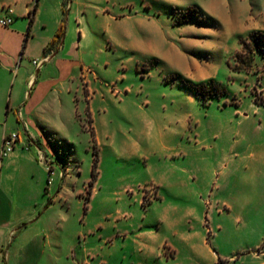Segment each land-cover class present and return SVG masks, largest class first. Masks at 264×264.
I'll list each match as a JSON object with an SVG mask.
<instances>
[{
  "label": "rangeland",
  "instance_id": "rangeland-1",
  "mask_svg": "<svg viewBox=\"0 0 264 264\" xmlns=\"http://www.w3.org/2000/svg\"><path fill=\"white\" fill-rule=\"evenodd\" d=\"M194 5L203 23L177 24ZM8 8L0 264L7 249L9 264H264V57L237 71L234 56L264 31V0H0V19ZM173 76L228 94L202 104Z\"/></svg>",
  "mask_w": 264,
  "mask_h": 264
},
{
  "label": "trees",
  "instance_id": "trees-1",
  "mask_svg": "<svg viewBox=\"0 0 264 264\" xmlns=\"http://www.w3.org/2000/svg\"><path fill=\"white\" fill-rule=\"evenodd\" d=\"M174 14H178L176 16L177 24H184L186 22H193V18H196L199 22L204 21L205 17L200 13V9L198 6H189L181 12V14L176 10H173ZM241 50L235 53V59L237 61L238 67H236L237 71L241 69L250 68L252 63L255 61L256 55H260L264 57V31L260 30H252L249 32L247 38H243L240 41ZM153 62L155 61L152 59ZM155 63V62H154ZM179 76H173L171 78L165 79L167 83H176V85L182 89L189 91L193 96L202 104H210L212 98H219L222 95L228 94V89L226 86L222 85L220 82H216L215 80L210 79L209 81H201L199 83L190 82L188 80H183ZM180 83H177V81ZM254 103L257 105H264L263 99H258L257 95L254 94ZM227 103V102H226ZM238 105V104H236ZM97 163L98 158L95 157L93 168H92V176L93 179L97 177ZM92 183V181L90 182Z\"/></svg>",
  "mask_w": 264,
  "mask_h": 264
},
{
  "label": "built area",
  "instance_id": "built-area-1",
  "mask_svg": "<svg viewBox=\"0 0 264 264\" xmlns=\"http://www.w3.org/2000/svg\"><path fill=\"white\" fill-rule=\"evenodd\" d=\"M12 13V9L8 8L7 9V14L0 19V23L4 26H7L9 24H11L13 22V17L11 15ZM47 58V57H45ZM34 63H36L37 65L39 64V61L34 59L33 60ZM17 135L16 134H12V135H5L2 138V146L0 149V155L1 156H5L9 151H11L14 147V143L16 141Z\"/></svg>",
  "mask_w": 264,
  "mask_h": 264
},
{
  "label": "crops",
  "instance_id": "crops-1",
  "mask_svg": "<svg viewBox=\"0 0 264 264\" xmlns=\"http://www.w3.org/2000/svg\"><path fill=\"white\" fill-rule=\"evenodd\" d=\"M12 9V8H11ZM12 12H13V9H12ZM7 14V13H6ZM155 58H156V56H154ZM154 57H153V59H154ZM37 70H39V69H37ZM238 109H236V111H237ZM238 114V113H237ZM3 138V137H2ZM1 156V155H0ZM2 157V156H1ZM10 225V222H9V220H6V219H3V217H1V215H0V248H3L4 247V244L6 243V241H7V231L6 230H8L9 228H8V226ZM8 228V229H7ZM13 230V229H12ZM11 230V231H12ZM33 240L34 239H31V240H29V242L26 244V246L28 247V248H30L31 249V245H33L32 244V242H33ZM8 248V247H7ZM3 257H4V259L5 260H7V263L6 264H9L10 263V261H11V252L10 251H8V249L6 250V251H4L3 252ZM15 259H16V262L18 263V261L21 259L20 258V255L18 254V255H16L15 256Z\"/></svg>",
  "mask_w": 264,
  "mask_h": 264
}]
</instances>
